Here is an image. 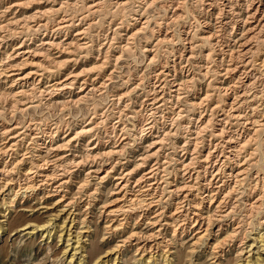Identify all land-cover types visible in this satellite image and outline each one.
<instances>
[{"label": "clouds", "instance_id": "obj_1", "mask_svg": "<svg viewBox=\"0 0 264 264\" xmlns=\"http://www.w3.org/2000/svg\"><path fill=\"white\" fill-rule=\"evenodd\" d=\"M0 264H264V0H0Z\"/></svg>", "mask_w": 264, "mask_h": 264}]
</instances>
